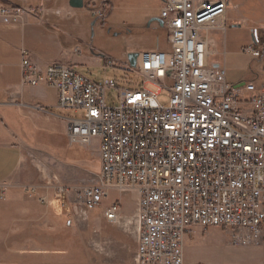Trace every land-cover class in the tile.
Returning <instances> with one entry per match:
<instances>
[{
  "label": "built area",
  "instance_id": "1",
  "mask_svg": "<svg viewBox=\"0 0 264 264\" xmlns=\"http://www.w3.org/2000/svg\"><path fill=\"white\" fill-rule=\"evenodd\" d=\"M45 1L36 7L0 6V23L40 18ZM228 3L164 0L160 20L169 49L139 53L135 68L129 60L122 66L142 76L143 89L119 88L116 107L106 101L107 90L117 88L114 81L98 85L65 63L42 70L21 50L22 84H46L56 91L59 109L82 113L68 120L69 144L97 143L99 182L75 201L85 219L111 193L137 194L134 264H187L185 241L196 228L228 230L234 246L263 245L264 83L232 85L224 64L210 61L219 54L208 36L226 30ZM102 12L93 13L101 18ZM252 34L255 45L245 53L258 56L260 32L254 28ZM106 67L118 65L109 60ZM26 191L52 206L72 189L55 175ZM5 197L2 191L0 199ZM103 217L122 222L120 201Z\"/></svg>",
  "mask_w": 264,
  "mask_h": 264
},
{
  "label": "rangeland",
  "instance_id": "2",
  "mask_svg": "<svg viewBox=\"0 0 264 264\" xmlns=\"http://www.w3.org/2000/svg\"><path fill=\"white\" fill-rule=\"evenodd\" d=\"M163 1L115 0L111 12L98 0L91 7L103 11V16L108 15L105 22L89 12L85 16V27L78 32L74 30L73 35L81 34L70 42L82 60L76 71L98 85L105 81L117 84V88L106 92L109 107L119 105V88L143 89V78L138 72L122 69L130 49L137 54L157 48L169 49L167 33L157 21ZM229 2L226 30L209 33L210 39L216 42L213 50L225 54L228 83L262 84L264 12L259 8L264 10V0ZM235 20L240 23H234ZM70 23L65 21V24ZM253 27L260 32L259 44L255 46L260 53L258 56L245 53L255 45ZM214 59L220 60L222 56ZM109 60L118 67H106ZM147 88L156 90L151 85ZM160 100L167 102L165 96ZM54 112L58 116L54 121L55 132L40 136L36 146L27 143L25 169L19 181L9 184L7 200L0 199V264H134L138 221L132 218L136 214L137 194L111 193L100 208L85 219L83 209L77 207L75 201L85 187L99 182L98 146L97 143L71 146L66 139L67 119L80 118L82 113ZM55 175L72 191L54 201L52 206L26 191L29 186L41 185L44 178L53 180ZM50 194L53 199L52 190ZM116 201H120L125 217L120 223H109L103 213ZM184 247L188 264H264V242L261 246H234L231 232L222 228H196Z\"/></svg>",
  "mask_w": 264,
  "mask_h": 264
},
{
  "label": "crops",
  "instance_id": "3",
  "mask_svg": "<svg viewBox=\"0 0 264 264\" xmlns=\"http://www.w3.org/2000/svg\"><path fill=\"white\" fill-rule=\"evenodd\" d=\"M70 1L46 0L44 15L40 18L28 17L24 25L0 23V195L5 191L6 200L9 184L19 181L25 169L27 143L31 144L29 146H36L40 136L55 132L54 121L58 116L54 111L62 110L57 107V93L53 88L46 84L38 86L22 84L21 50L29 51L33 62L42 70L54 63L70 64L75 70L80 67L81 56L78 55L77 48L70 46V42L81 36V34L75 36L73 33L74 30L78 32L85 27V16L89 12L96 16L93 13L95 8L91 7V4L98 0H84L87 8L82 9L72 8ZM41 3L42 0H0L2 7L14 5L36 7ZM114 3L115 0H99V4L108 6L111 12ZM229 4L230 2L228 6ZM258 5L261 4L258 2ZM259 9L264 12L263 9ZM107 16L101 18L96 16V19L105 22ZM65 21L71 23L65 24ZM233 22L240 23L238 20ZM209 40L216 45L214 39L209 37ZM135 52L134 49H130L128 54ZM219 55L222 59L215 60L214 58ZM219 55L211 57L210 61L224 64L226 67L225 57L223 58L225 54ZM68 120L65 126L67 140ZM39 147L42 145L39 144ZM189 240L190 236L186 238L185 244ZM184 258L188 264L185 253Z\"/></svg>",
  "mask_w": 264,
  "mask_h": 264
},
{
  "label": "water",
  "instance_id": "4",
  "mask_svg": "<svg viewBox=\"0 0 264 264\" xmlns=\"http://www.w3.org/2000/svg\"><path fill=\"white\" fill-rule=\"evenodd\" d=\"M70 6L74 9L87 8V5H84V0H71ZM157 21L160 23L161 26H163V22L160 19H157ZM137 58H138L137 53H132L128 55V60L132 68L136 67Z\"/></svg>",
  "mask_w": 264,
  "mask_h": 264
}]
</instances>
